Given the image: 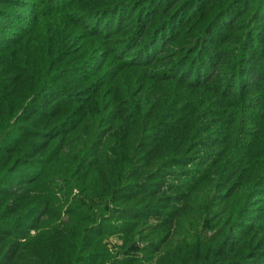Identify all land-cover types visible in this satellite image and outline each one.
Wrapping results in <instances>:
<instances>
[{
    "label": "trees",
    "instance_id": "trees-1",
    "mask_svg": "<svg viewBox=\"0 0 264 264\" xmlns=\"http://www.w3.org/2000/svg\"><path fill=\"white\" fill-rule=\"evenodd\" d=\"M0 264H264V0H0Z\"/></svg>",
    "mask_w": 264,
    "mask_h": 264
}]
</instances>
